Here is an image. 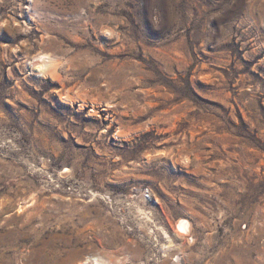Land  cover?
Instances as JSON below:
<instances>
[{
  "label": "rangeland",
  "instance_id": "rangeland-1",
  "mask_svg": "<svg viewBox=\"0 0 264 264\" xmlns=\"http://www.w3.org/2000/svg\"><path fill=\"white\" fill-rule=\"evenodd\" d=\"M92 255L264 264V0H0V264Z\"/></svg>",
  "mask_w": 264,
  "mask_h": 264
},
{
  "label": "bare ground",
  "instance_id": "bare-ground-1",
  "mask_svg": "<svg viewBox=\"0 0 264 264\" xmlns=\"http://www.w3.org/2000/svg\"><path fill=\"white\" fill-rule=\"evenodd\" d=\"M35 69L38 73L44 76L49 75V76L55 77L56 75V67L52 63H47V65L45 64V67H43V65L37 66ZM190 230H191L190 224L185 219H180L175 224V231H176L177 236L184 237L185 234L190 233ZM164 233L166 234V232ZM169 248L170 246H162V249H164V252H167L168 251L167 249ZM88 262H90L91 264H107L106 263L107 261L103 260V258H101L98 255L88 256L87 258L83 259L79 264H86Z\"/></svg>",
  "mask_w": 264,
  "mask_h": 264
}]
</instances>
